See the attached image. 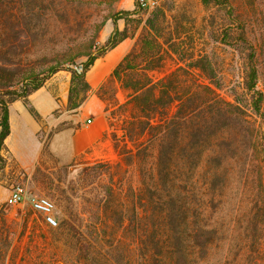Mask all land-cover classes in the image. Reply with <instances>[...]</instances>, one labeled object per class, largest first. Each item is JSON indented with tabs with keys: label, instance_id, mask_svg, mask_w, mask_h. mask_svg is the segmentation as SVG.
Returning a JSON list of instances; mask_svg holds the SVG:
<instances>
[{
	"label": "trees",
	"instance_id": "1",
	"mask_svg": "<svg viewBox=\"0 0 264 264\" xmlns=\"http://www.w3.org/2000/svg\"><path fill=\"white\" fill-rule=\"evenodd\" d=\"M200 1L221 11L227 21L241 24V47L236 48L246 53L244 86L251 102L243 107L239 101L225 99L219 93L220 84L190 81L193 73L182 67L154 81L151 73L166 65L163 31L167 20L164 8L155 9L138 46L125 55L98 92L104 102H108L105 93L111 84L118 83L129 92L128 100L119 107L129 117L122 139L114 135V149L143 181L130 186V195L125 197L121 187H105L92 229L88 233L75 230V251L67 264H231L230 255L239 250L241 241L250 244L249 250L259 251L255 246L260 245L264 230V132L254 116L262 115L264 94L258 88L257 50L235 0ZM75 3L77 0H0V171L7 163L4 152L11 135V105L21 100L39 120L30 96L53 75L68 71L67 108L78 110L91 90L90 69L129 38L117 22L127 20L133 12L122 11L98 26L96 33L108 20L115 26L103 46L96 45L94 35L88 40L74 39L61 51L47 52L44 38L50 22L67 18L69 9H78ZM169 48L180 54L176 43ZM82 57L86 60L73 67ZM191 66L209 79L215 75L206 58L194 59ZM105 166L101 162L86 166L83 180L105 174ZM229 167L258 168L254 180L262 189L261 199L254 203L236 208V202L230 218ZM110 175L114 180L115 174Z\"/></svg>",
	"mask_w": 264,
	"mask_h": 264
},
{
	"label": "rangeland",
	"instance_id": "2",
	"mask_svg": "<svg viewBox=\"0 0 264 264\" xmlns=\"http://www.w3.org/2000/svg\"><path fill=\"white\" fill-rule=\"evenodd\" d=\"M155 1L157 4L154 7L143 8L140 0H77L74 5H78V9H69L70 16L55 18L50 22L44 38L47 52L61 51L74 39L88 40L94 35L97 37L96 45L101 47L108 41L115 26L112 20H108L96 33L98 26L111 14L133 12L127 20L117 22L118 29L126 30L129 38L98 59L87 74L91 90L86 96L85 102H90L84 111L106 124L100 144L73 160L56 155L66 149L62 138H56L54 150L51 148L55 134L80 127L77 121L79 109L69 111L67 104L59 102L52 114L23 122L24 131L18 132L19 118L14 123V132L6 140L4 156L7 163L0 171V264H67L75 251V230L88 233L92 229L94 211L104 199L105 187H121L125 197L130 195V186L135 187L143 181V177L127 166L114 149V135L122 139L125 120L129 117L119 108L128 100L129 92L118 83L111 84L105 93L110 104L102 101L98 92L125 55L138 46L146 22L155 9L164 8L167 20L163 31L166 65L162 71L151 73L154 81L182 67L193 73L194 78L189 77L190 81L195 79L196 83L209 84L212 81L220 84L219 93L225 99L239 101L243 107L251 102V95L244 86L248 63L246 53L236 48L241 45V24L227 21L221 11L205 7L200 0ZM234 3L242 14L249 39L256 46L258 88L264 94V0H235ZM230 28L231 33L228 31ZM227 31L230 37H227ZM171 43L178 45L180 54L169 52ZM197 58H206L212 63L215 70L212 79L207 78L201 70L191 68V63ZM85 60L83 57L77 59L73 67H79ZM67 72L53 75L45 85L47 87L50 83L48 89L58 100ZM15 103L23 104L21 100ZM101 104L103 109L97 116L95 114L100 111ZM31 105L35 106L33 102ZM254 119L264 132V105L262 115L254 116ZM100 162L106 165L105 174L83 180V169ZM249 170L227 168L231 175L227 183V202L232 203L227 207L229 218L236 202V208H244L248 203L261 199L262 189L264 196V178L262 189L254 180L258 177L259 169ZM107 171L115 174L114 180ZM17 186L24 187L30 199L46 197L53 202L55 226L47 224L43 215L34 211L29 202L18 205L10 202L11 191ZM261 200L264 202V198ZM260 233V245L255 246L259 251L249 250L250 244L241 241L239 250L230 255L231 264H264V230ZM237 246L238 243H235V248Z\"/></svg>",
	"mask_w": 264,
	"mask_h": 264
},
{
	"label": "crops",
	"instance_id": "3",
	"mask_svg": "<svg viewBox=\"0 0 264 264\" xmlns=\"http://www.w3.org/2000/svg\"><path fill=\"white\" fill-rule=\"evenodd\" d=\"M65 78L66 82L61 87L59 100L58 97H54V95L51 93V90L48 89L50 83L47 85V87L44 86L42 89L38 90L30 96L29 100L31 104L32 102L34 103L35 106L33 107L37 110L40 116H48L55 112L58 108V102L60 104H67L71 80L70 73H65ZM55 80L56 78L53 79L54 82ZM89 102L90 100L85 102L78 110L79 113L77 121L79 122L78 124L80 125V127L76 129H65L55 134V136L53 137V140L51 142L52 149L53 142L56 138H62L63 143L65 145L64 147L66 151L62 153L60 152L59 154L53 151L59 158H67L68 160H73L75 157L81 154H85L89 149L95 148V145L100 144L102 142L104 133L106 131V124L101 119H95L92 113L84 111L86 110ZM102 109L103 105L101 104L100 111L97 112L95 115L98 116ZM17 118H19L20 120V131L26 130L23 122H27L28 120L33 121V117L30 115L29 111L23 104L14 103L10 107L11 134H13L14 132V123L17 121ZM88 120H91L90 124L87 123Z\"/></svg>",
	"mask_w": 264,
	"mask_h": 264
},
{
	"label": "built area",
	"instance_id": "4",
	"mask_svg": "<svg viewBox=\"0 0 264 264\" xmlns=\"http://www.w3.org/2000/svg\"><path fill=\"white\" fill-rule=\"evenodd\" d=\"M157 4L155 0H140V5L143 8H152ZM88 124L91 120H88ZM10 202L13 205H18L24 202H29L32 209L43 215L44 220L51 226L56 225L54 218V204L46 197L29 198L27 191L22 186H17L11 191Z\"/></svg>",
	"mask_w": 264,
	"mask_h": 264
},
{
	"label": "bare ground",
	"instance_id": "5",
	"mask_svg": "<svg viewBox=\"0 0 264 264\" xmlns=\"http://www.w3.org/2000/svg\"><path fill=\"white\" fill-rule=\"evenodd\" d=\"M16 125V124H15ZM18 132H19V128H18ZM18 134V133H17ZM20 135V134H19ZM21 152V151H20Z\"/></svg>",
	"mask_w": 264,
	"mask_h": 264
}]
</instances>
